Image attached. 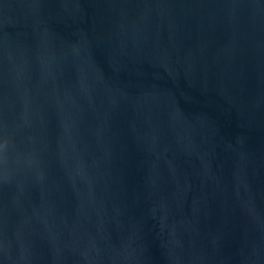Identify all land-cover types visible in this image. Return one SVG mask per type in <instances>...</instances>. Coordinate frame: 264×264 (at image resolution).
<instances>
[{
  "label": "water",
  "instance_id": "obj_1",
  "mask_svg": "<svg viewBox=\"0 0 264 264\" xmlns=\"http://www.w3.org/2000/svg\"><path fill=\"white\" fill-rule=\"evenodd\" d=\"M0 264H264V0H0Z\"/></svg>",
  "mask_w": 264,
  "mask_h": 264
}]
</instances>
